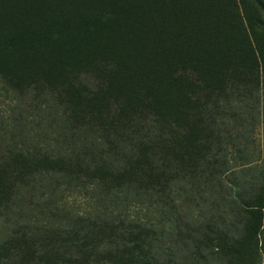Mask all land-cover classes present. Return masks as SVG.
I'll return each instance as SVG.
<instances>
[{
    "label": "trees",
    "instance_id": "1",
    "mask_svg": "<svg viewBox=\"0 0 264 264\" xmlns=\"http://www.w3.org/2000/svg\"><path fill=\"white\" fill-rule=\"evenodd\" d=\"M184 1L194 22L170 23L157 43L146 0H85L73 15L62 0H7L0 78L46 56L66 77L101 70L107 88L85 106L64 99L44 144L0 152V264H264V166L252 153L264 137V43L225 0ZM129 76L144 78L135 101L107 94ZM26 164L31 184L63 179L53 197L88 189L109 206L79 214L49 194L26 198L15 184Z\"/></svg>",
    "mask_w": 264,
    "mask_h": 264
},
{
    "label": "rangeland",
    "instance_id": "2",
    "mask_svg": "<svg viewBox=\"0 0 264 264\" xmlns=\"http://www.w3.org/2000/svg\"><path fill=\"white\" fill-rule=\"evenodd\" d=\"M84 1L85 0H62V2H65V8L68 13L72 15L73 12L80 7V3ZM146 1L149 9L159 16V21H156V17L153 16L151 20L153 24L150 26V28H153L151 37L156 40L157 43L166 39L167 27L170 23L173 22L177 28H179L182 26L184 19L188 20L189 18L191 19L190 23L194 22V15L190 12V8L184 0H174L167 3L162 2V0ZM237 1L238 0H225L222 6H226V9L229 10H235L241 24H244L246 20H248V24L255 28L254 36L256 40L258 43L263 44L264 31L254 23V20L259 17L260 22H263L264 25V14L261 11L262 9L252 4L249 0H243L246 2L242 4V7H239L237 4L235 6V2ZM260 2L264 6V0H260ZM233 3L234 7H232ZM10 5V3H7V0H0V14L8 11ZM224 12V9H221V15L224 14ZM253 14L254 16H251V19L244 18V16L248 17ZM228 23L229 20L226 21V24ZM261 28L263 29L264 26ZM168 30H174V28H169ZM197 38L198 40L195 41L204 42L203 38L199 36ZM154 47L155 51H147L149 54L147 57H152L154 52H160L158 44ZM180 47V45H177L175 49ZM143 49L146 51L147 48L144 46ZM162 54L165 60L172 59L169 53L162 52ZM158 55H160V53ZM166 64L168 66V63ZM124 65L126 68L125 71L131 67L129 64ZM157 69L161 70L159 67H157ZM166 69H168V67H166ZM19 70L21 71L17 74L18 76L12 73L7 75L5 79L0 78V152L8 148L11 143H19L28 148L34 144H44L46 140H48L50 120H53L52 124H54V112L64 99L75 108L85 106L90 97L87 94L95 90L97 92L103 90L104 92L107 88V81L104 77L105 73L101 70L93 69V72H82L83 74L77 73L76 75L66 77L61 73L62 66L54 65L50 57L46 56H43V58H31L27 60L26 63L22 62ZM22 73L25 74V76L33 75L34 78L29 79V77H27V79H25V77L21 79L19 78V74ZM130 76H133V74H130ZM130 76L128 80L116 82L113 89L109 90L107 94L118 93L119 96H127L130 102L135 101L133 98L134 94L131 93L133 90H137L136 88L140 87L136 82L140 85H144V78H137L135 76L131 78ZM161 78L162 82L167 81V78H164L163 75ZM51 89H53L55 95L52 94ZM164 95L165 94H162V96ZM100 97L101 93H99L97 97H94L92 101L97 103ZM102 97H105V93ZM97 104H95V106ZM256 139L259 146L258 148L254 147L252 153L254 154L256 164L264 166V137L257 136ZM27 165L28 164L25 166ZM47 167L58 170L48 164H42V166H40L42 169ZM35 169L36 168H34L32 164L28 165L26 168L23 167L21 176L15 180L16 185H20L24 188L23 192L26 198L33 197L34 194H37L39 200L42 194H49V196H52V200L53 198L55 199L58 206L79 214L91 213L96 208L109 206L107 203L95 201V197L90 199V190L88 189L62 188L56 193L57 195L53 197L52 190L54 191L58 185L57 182L63 179L56 181L53 177L44 178L37 183L31 184L28 182L27 173ZM69 173L71 174L72 172L69 171ZM75 173L78 172L74 170V176H76ZM48 198L49 197L45 195L42 201H40V204L51 207L52 202H49ZM127 213L133 215V213L138 214V211L137 208L136 210L130 208ZM1 228L2 225L0 224V229Z\"/></svg>",
    "mask_w": 264,
    "mask_h": 264
}]
</instances>
